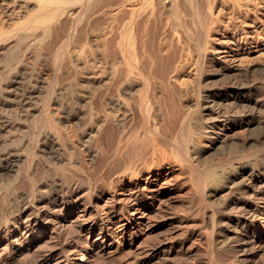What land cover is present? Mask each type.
<instances>
[{"label": "bare ground", "instance_id": "bare-ground-1", "mask_svg": "<svg viewBox=\"0 0 264 264\" xmlns=\"http://www.w3.org/2000/svg\"><path fill=\"white\" fill-rule=\"evenodd\" d=\"M28 1L0 0V264L169 259L187 232L150 249L140 238L151 211L183 195L200 213L212 259L214 247L239 251L263 238V134L228 137L264 128V83L239 82L237 73L226 81L237 68L211 48L226 31L214 11L221 0H185L190 25L178 0ZM32 2L23 38L32 29L41 37L19 43L5 23ZM114 8L130 13L128 27L89 35L84 25L103 30ZM166 8L175 26L162 30L160 51L171 59L159 67L149 27ZM191 67L201 79L179 83ZM176 163L187 184L159 171ZM125 249L134 255L119 256Z\"/></svg>", "mask_w": 264, "mask_h": 264}, {"label": "rangeland", "instance_id": "rangeland-1", "mask_svg": "<svg viewBox=\"0 0 264 264\" xmlns=\"http://www.w3.org/2000/svg\"><path fill=\"white\" fill-rule=\"evenodd\" d=\"M178 2L180 4V6L182 8V12H183L182 13L183 23L185 25L186 24L190 25L191 22H190L189 10H188V6H187L185 0H178ZM218 3H217L218 6L216 4L215 10H214L216 13L215 14L216 17L219 19V22H218L219 25L218 26H220V28H222V29H225L226 31L221 32L222 34L219 32H216L213 35L215 37V39H217V40H214L213 42H211L212 43L211 48H213L212 50L214 51V53H216L218 56L222 57V59H224L228 62V66H232L234 68L235 67L237 68V71H228V76H227L226 81H228V84H229L231 79L236 77V80L239 82H243V83H247V84H252V83L263 84L264 83V0H223V2L221 0V2L219 1ZM28 4H29L28 5L29 9L27 8L28 10H23V8H22V9H20L21 13L18 12V13H20L21 17H20V15L18 16L19 18L17 17L18 13L12 15V17L13 16L15 17V15H16V17L19 19V21L16 25H13L14 23H16L15 21L18 20L16 17L13 19H12V17H9L11 20L15 19L14 22L12 21V23H11L10 19L8 18L6 21L8 22V20H9V22L5 23L6 28L8 27V24H9V28H7V29L5 28L7 31L10 28L12 30H14L13 32L11 29L9 30L10 32H12L11 34H15L12 39L13 40L20 39L19 43L21 41H23V39L25 41L28 39L27 43H29V42L30 43H36L37 40L41 37V33H42L40 29H37L35 31L32 29L34 32H32V30H31V34H29L28 38H26V39L23 38L24 33H26L24 31H26L28 29L27 26L31 24L30 23L31 20L27 21V23L29 22V24L26 25V23H25V25H26L25 28H24L23 24L25 22V19L29 20V12L30 13L33 12L32 11L33 9H31V8L35 7L33 2L28 3ZM167 8H170V7L167 6ZM167 8H166V10L165 9L163 10V14H162L163 16H160L161 14L160 15L158 14L157 21L153 22L151 24V26L149 27V32L151 33L150 49L152 52L153 59L155 60V62L157 63V65L159 67L165 66V63H167L171 59L169 52H167L165 50L160 51V45L163 42L168 41L167 38H165V40L163 39V31H162V30H164L163 28H166L168 30L167 33L170 34V33L174 32V26H175L174 22H173L174 21L173 14H172V12H169V9H167ZM24 9H26V8H24ZM115 10H116L115 8L112 10H108V12H106V14H105L106 15L104 17L105 23H103V25L104 26L106 25V27L108 25V28L105 27L102 30L101 28H99L95 25H91V26L90 25L89 26L84 25L88 34L89 35H96V34H98L97 31L99 33L101 31L102 32L107 31V29L108 30L110 29V26L112 25V23H113V25H115L114 27H115V30H117V33L121 32V31L118 32V29H120V28H121L120 30L123 31L122 27H124L126 25L124 28V30H125L128 27V23L130 21L129 18H131L130 13L128 14V12H127L126 14L123 13L121 15L114 16ZM24 11H26V15H23ZM27 11H29V12H27ZM164 11L165 12L167 11V12L165 13ZM170 11H171V9H170ZM159 16L161 18H159ZM110 18L111 19L113 18V19L111 20ZM109 19H110V21H109ZM117 20L119 22L118 26L120 25V27H118L116 25L117 23H114L115 21L117 22ZM111 21H114V22H111ZM221 23H222V25H220ZM6 24H7V26H6ZM12 26H15L16 28H13ZM116 26H117V29H116ZM21 27H23V29ZM117 33H116V31L114 32V34H117ZM220 35H221V37H220ZM216 37H218V38H216ZM63 39L64 38H62V40L60 42H62ZM213 43H214V45H213ZM185 45L186 46L189 45V42L187 40H185ZM192 47L194 49V46H192ZM193 51H194L193 53H196V50H193ZM3 66H4V63H0V69H2ZM235 73H237L236 74L237 76L234 75ZM199 78L200 77H199L198 73L196 72V70L193 69V67H191L187 71H184V72L182 71L178 75L177 80L179 83L186 82L188 84L194 85L199 80ZM203 81H204V79H203ZM215 81L221 83L224 81V78H222V76H218L215 78ZM229 127H231V126H229ZM260 129L262 131H260ZM249 131L251 132V130H248V132H247V129L244 130L243 128H235L233 130H230L229 132L231 135L228 137V143H231L230 141H233V140H234V142L235 141L240 142V140H242L241 137H243V138L245 137L247 139H252V136H253V138H255L258 134L260 136H262V134H263L262 137H264V132H263L264 128H259L257 130H253L251 133ZM257 132H259V133H257ZM233 133L234 134L236 133L235 136ZM242 133L244 136L242 135ZM253 133H255V135ZM232 135L234 136V138ZM248 137H251V138H248ZM235 149H236V146L234 148H232V150H235ZM230 150L228 148V153ZM219 157H220V155L218 154L215 159H219ZM176 164H174V165L172 164V168H168L170 166H169V164H166L159 171H161L162 174H165L166 172H168L169 174L171 173V176L173 178L178 177V179H182V181L186 180V181H184V183L187 184L188 179L186 178L187 177L186 172L183 170L182 167L180 168L181 165L178 166V164L177 165ZM155 172L157 173L158 170L155 169ZM181 172H183V173H181ZM143 177L144 176L140 177V180L145 179V177L144 178ZM127 180L128 179H125V181H127ZM179 197H175V198H173V201L172 200L169 201L170 203L167 202L165 205L162 204V206L160 205V207L157 206L158 208L155 207L151 211L152 214L150 213L148 215V218L146 219L147 223L149 224V227L143 231V234H141L140 243L143 241L142 243L145 244L143 246V247H145V249H150V247L155 248V247H158V245H160V243L164 242L165 240L166 241L168 240L169 242L172 241V239H174L178 235V233L185 231V232H187V238H188L185 245L182 248L180 246H178V247L176 246L177 250L169 256L170 258L168 257L169 259L164 258V257H163V259L162 258H154L153 260L146 262L144 264H150V263H152V264H158V263L159 264L160 263L161 264H163V263L164 264H264V246H263L264 245V237L258 238L255 241L250 242L251 244L249 243L246 246L241 247V249L239 251H237V250L232 251L233 248H228V251L227 250L222 251L219 248H216V247L213 248L212 247L215 251L218 250L216 252L219 253L218 254L213 250V252H214L213 256H214V254H215V256L212 259V257H211L212 255L207 250V248H209L210 245H208V246L206 245L208 243H206L207 239L205 237L208 235V233H207L208 231H206V233H205V229L200 230L199 227L197 226V223L199 222V218H200V213L197 212L198 210L194 207V205H193V207H192V205H189V203L190 204H192V203L189 200L184 199L185 198L184 195H183V197H180V198ZM193 204H194V202H193ZM186 205H188V206L186 207ZM183 209H186V210L183 211ZM187 209L189 211H187ZM186 211L189 215L186 214ZM197 215H199V217ZM149 216H151V217H149ZM193 218L195 221L192 220ZM180 219L182 222L180 221ZM185 224L186 225L189 224V225L186 226ZM182 225H184L186 227H183ZM191 225L194 226V228H195V230L193 232H191V231L194 228ZM186 228H187V230H186ZM199 230H200V232H199ZM161 239H162V242H161ZM118 244H119V242H118ZM148 246H150V247L147 248ZM243 249H247V251L246 250L243 251ZM128 250L129 249H125V250L121 251L119 256H121L122 253L124 254L125 251H126V253L124 254V257L127 256V253L130 251V250L129 251ZM220 250L222 252H220ZM207 251H208V254H207ZM229 251L230 252L232 251L234 253H232V252L230 253ZM223 252H224V254H223ZM220 253H221V255H220ZM227 253H228V255H227ZM123 254L121 256L122 258H123ZM131 254L134 255L133 252H131ZM131 254L128 253V255H131ZM215 257H216V259L217 258H219V259L216 260ZM220 258H221V260H220ZM158 259L161 262L159 261L158 263H156V261H158Z\"/></svg>", "mask_w": 264, "mask_h": 264}]
</instances>
